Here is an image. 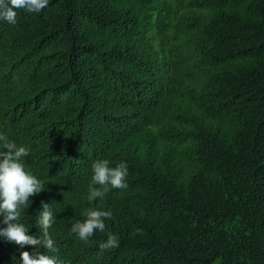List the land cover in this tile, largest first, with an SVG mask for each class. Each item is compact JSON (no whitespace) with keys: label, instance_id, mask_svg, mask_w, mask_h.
Wrapping results in <instances>:
<instances>
[{"label":"trees","instance_id":"trees-1","mask_svg":"<svg viewBox=\"0 0 264 264\" xmlns=\"http://www.w3.org/2000/svg\"><path fill=\"white\" fill-rule=\"evenodd\" d=\"M0 19V152L23 146L62 264H264V0H48ZM127 188L89 200L91 165ZM110 211L81 240L72 225ZM3 217L0 216V226ZM142 234L133 235L134 229ZM119 246L100 250L107 233ZM0 237V264H22Z\"/></svg>","mask_w":264,"mask_h":264},{"label":"clouds","instance_id":"clouds-1","mask_svg":"<svg viewBox=\"0 0 264 264\" xmlns=\"http://www.w3.org/2000/svg\"><path fill=\"white\" fill-rule=\"evenodd\" d=\"M48 6V0H0V19L15 24L19 9L27 12H41ZM6 152H0V216L3 217L0 226V237L15 243L21 249L32 246L35 252L21 251L22 264H62L58 257L41 254L38 249L43 247L49 251H55L54 240L49 235V228L55 222V214L52 203H41L42 211L36 218V227L39 229V237L29 235V229L23 223L18 222L20 208L30 204L29 198L45 190L42 181L31 174L26 173L21 158L27 155L25 147L14 142H6ZM107 159H97L91 165L92 184L89 185V200L102 198L112 188H127L126 176L128 167L126 163H119L116 167H110ZM85 219L72 225L71 232L87 241L92 237L94 230L104 232L105 218H111L110 211H100L89 208L81 213ZM142 234V229H134L133 235ZM119 246V237L111 232L107 233V240L102 242L100 250H107Z\"/></svg>","mask_w":264,"mask_h":264}]
</instances>
